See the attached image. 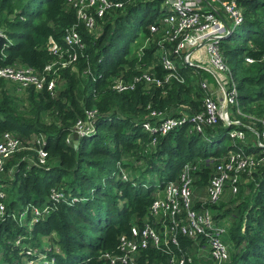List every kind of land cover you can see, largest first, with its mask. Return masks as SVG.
<instances>
[{"label":"trees","instance_id":"obj_1","mask_svg":"<svg viewBox=\"0 0 264 264\" xmlns=\"http://www.w3.org/2000/svg\"><path fill=\"white\" fill-rule=\"evenodd\" d=\"M163 1L126 4L88 32L67 0H0V32L6 39L0 68L24 66L42 75L57 60L48 51L49 40L68 50L63 37L72 26L83 43L82 49H70L77 60L57 70L51 91L0 80V139L8 133L20 143L0 172L5 207L0 264H109L104 255L118 253L119 240L131 227L155 224L150 215L155 192L176 183L188 163L194 166L193 210L208 209L215 224L226 227L222 241L229 258L222 264H264V161L252 174H240L236 193L227 182L219 201L207 202L216 166L230 153L264 159V146L253 145L252 132L260 133L264 120V0H231L242 20L219 43L228 71L223 77L237 91L236 105L228 107L233 123L218 120L196 132L187 121L161 135L145 132L143 126L157 129L166 119L200 113L201 82L214 83L208 72L181 64L173 55L182 82H165L160 37L149 29L164 17ZM139 31L142 42L134 43L142 47L138 55L131 43ZM144 73L161 84L140 80L131 91L112 89L113 79ZM91 111L95 132L77 135L74 144L75 125ZM232 131L242 132L244 139H231ZM38 149L46 153L42 164ZM55 193L62 196L57 202ZM32 208L46 212L35 216ZM178 241L181 253L195 256L193 264H213L209 255L196 257L209 253L204 239L194 242L179 235ZM171 253L180 252L173 245H149L136 263L169 264Z\"/></svg>","mask_w":264,"mask_h":264},{"label":"built area","instance_id":"obj_2","mask_svg":"<svg viewBox=\"0 0 264 264\" xmlns=\"http://www.w3.org/2000/svg\"><path fill=\"white\" fill-rule=\"evenodd\" d=\"M74 8L78 24H82L88 32H93L97 28L98 21L102 20L106 14L112 11L123 9L126 4L139 0H67ZM203 1L208 6L198 7ZM195 4V7H194ZM163 7L166 13L160 19L159 25L149 27L151 34L158 33V45L161 46L160 63L168 74L164 78L179 79L174 62L170 59L173 55L179 59L181 64L195 66L193 64L194 51L203 49L207 58V66L204 68L215 79L220 86L221 98H215L206 81L201 82L204 90L202 101V111L193 116L182 115L179 118H170L161 122L157 129L152 128L148 123L143 126L144 131L153 134L158 131L165 135L171 130L186 123L194 124L196 132H202L203 127L213 126L218 120H222L226 125L230 121L228 115L229 105H236L237 91L232 81H226L224 75L228 74L224 60L219 50V43L229 32L241 23V10L231 0H164ZM0 35H4L0 32ZM66 47L69 49L62 51L61 47L53 40H49L48 51L57 57V60L44 68V73L38 75L34 70L27 67H2L0 68V80L11 81L25 88L33 86L36 90L46 87L53 90L55 78L58 76L57 70L63 69L77 60L75 51L71 48H83L82 37L77 30V26H72L66 30L63 37ZM166 45L169 47L166 48ZM142 47L138 50L140 54ZM248 64L251 59H246ZM58 67H55L57 66ZM144 80L147 83L160 85L159 79L151 78L147 73L135 76L130 80L115 78L112 80V89L118 93L134 90L136 83ZM227 100V111L223 112V99ZM94 111L88 112L84 121H78L75 125V133L79 136L89 135L95 132L93 125ZM152 116L160 115L152 112ZM235 124H238L236 122ZM254 144L264 146V120L262 121V131L255 132ZM231 139H244V134L239 131H232L229 134ZM154 144V141L152 142ZM20 143L11 134H4L0 139V172L3 170L5 161L19 150ZM37 156L42 164L46 158V153L38 149ZM264 161L254 155L230 153L227 158L221 161L215 170V174L210 181L207 190V202L209 205L216 204L224 190L227 182L232 186V192L236 193L235 184L241 173L252 174ZM194 169L192 163L185 164L178 175V181L170 182L161 191L155 192V199L150 206V215L155 219V224H144L139 228L133 226L129 234L122 236L117 247L118 253L115 255L105 254L104 258L109 264H137V255L140 250L149 245L155 248L159 246L168 247L173 245L178 248L179 255L171 253L169 264H193L195 256H188L181 253L178 236L182 235L194 242L199 238L207 242L209 258L213 264H222L229 258L228 248L223 243L222 237L226 227L215 224L211 212L203 209L197 212L192 208L193 181L191 172ZM123 178L126 175L123 174ZM3 193L0 191V218L4 214ZM62 196L53 194L52 199L57 202ZM58 199V200H57ZM46 209L40 211L32 208L31 213L35 216L42 215ZM156 225V226H155ZM198 245V243H196ZM205 255L198 254V257ZM28 264H32L29 262Z\"/></svg>","mask_w":264,"mask_h":264},{"label":"crops","instance_id":"obj_3","mask_svg":"<svg viewBox=\"0 0 264 264\" xmlns=\"http://www.w3.org/2000/svg\"><path fill=\"white\" fill-rule=\"evenodd\" d=\"M207 6H208V4L206 1H203L201 4L198 5V7H200V8H205ZM194 7H195V4H194ZM194 52L195 53H194L193 64L195 65V67L197 69L204 70V68L207 66V63H206L207 58L203 52V49L199 48V49H196ZM204 71H206V70H204ZM208 85H209L211 92L213 93V96L215 98H221V94H220L221 88L217 84V82H215V79H214V83L210 80V84L208 83Z\"/></svg>","mask_w":264,"mask_h":264},{"label":"rangeland","instance_id":"obj_4","mask_svg":"<svg viewBox=\"0 0 264 264\" xmlns=\"http://www.w3.org/2000/svg\"><path fill=\"white\" fill-rule=\"evenodd\" d=\"M135 35H136V39H135V41L133 42V43H131V51L133 52V50H136V48H140V47H138V45H134V43H141L142 42V34H141V31H139V32H136L135 33ZM145 43V42H144ZM144 43H142V45L144 44ZM141 46V45H140ZM138 50H136L135 52H137ZM155 185L156 186H158V182H157V180L155 181ZM199 254H201V255H205L204 257H201V258H203V259H206L207 257H208V253H205V252H199ZM209 258V257H208Z\"/></svg>","mask_w":264,"mask_h":264},{"label":"water","instance_id":"obj_5","mask_svg":"<svg viewBox=\"0 0 264 264\" xmlns=\"http://www.w3.org/2000/svg\"><path fill=\"white\" fill-rule=\"evenodd\" d=\"M5 42H6V39L3 36L0 35V51H1V48H2V46H3V44ZM222 108H223V112L225 113L227 111V100H226V98L223 99V107ZM72 138L74 140L73 143L76 144L77 143L76 140L78 138L77 134L74 133L73 136H72Z\"/></svg>","mask_w":264,"mask_h":264}]
</instances>
